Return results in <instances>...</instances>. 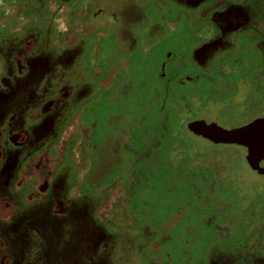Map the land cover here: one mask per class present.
Masks as SVG:
<instances>
[{"label":"rangeland","instance_id":"obj_1","mask_svg":"<svg viewBox=\"0 0 264 264\" xmlns=\"http://www.w3.org/2000/svg\"><path fill=\"white\" fill-rule=\"evenodd\" d=\"M192 1L0 0L5 71L36 34L26 65L41 88L18 125L33 120L37 139L22 157L43 144L51 157L47 143L71 126L60 195L31 205L47 226L31 264H264V174L243 146L187 128L264 115V0ZM53 97L62 103L41 118Z\"/></svg>","mask_w":264,"mask_h":264},{"label":"flooded vegetation","instance_id":"obj_2","mask_svg":"<svg viewBox=\"0 0 264 264\" xmlns=\"http://www.w3.org/2000/svg\"><path fill=\"white\" fill-rule=\"evenodd\" d=\"M192 2L195 4L198 0ZM243 5L249 7L246 2ZM231 9L246 26L254 27L251 12L243 14L238 5ZM222 17L229 20L232 15L223 13ZM235 29L238 27L235 26ZM28 33L25 42H19L12 58L9 57L12 71H5L4 61L0 60V264H31L29 260L38 254L34 240L38 241L41 236L36 229L47 230V226L40 221L38 212L32 210L31 205L48 195H60L56 189V171L71 131V126H67L64 121L58 129L57 140L54 143L46 142L47 146H53L54 153L51 157L44 150V144L28 156L22 157L21 153L29 148L28 142L34 141L37 136L30 137L24 128L26 124H33V120L25 119L23 124L18 125V107L23 99H30L41 88L37 72L33 67L27 69L26 65V55L36 48L32 42L36 38L35 32L30 30ZM4 45L8 43L0 45V49H4ZM38 50L40 54L48 53L43 42ZM62 100L61 97H53L48 102L45 100L38 111L40 117L62 103ZM60 132L64 133L61 135ZM71 193L72 191L68 192ZM25 234L31 241L25 242L22 239ZM23 244L27 245L25 251Z\"/></svg>","mask_w":264,"mask_h":264},{"label":"water","instance_id":"obj_3","mask_svg":"<svg viewBox=\"0 0 264 264\" xmlns=\"http://www.w3.org/2000/svg\"><path fill=\"white\" fill-rule=\"evenodd\" d=\"M187 128L212 143L236 144L246 149L247 165L264 174V115L254 118L246 124L233 128H224L215 121L204 119L191 120Z\"/></svg>","mask_w":264,"mask_h":264},{"label":"trees","instance_id":"obj_4","mask_svg":"<svg viewBox=\"0 0 264 264\" xmlns=\"http://www.w3.org/2000/svg\"><path fill=\"white\" fill-rule=\"evenodd\" d=\"M245 149V148H244ZM214 162V161H213ZM215 162H217V163H221L220 161H215ZM229 167V170H230V172H231V167L230 166H228Z\"/></svg>","mask_w":264,"mask_h":264}]
</instances>
